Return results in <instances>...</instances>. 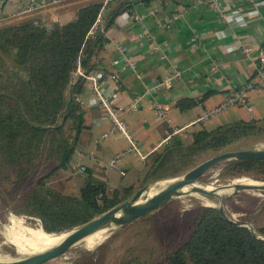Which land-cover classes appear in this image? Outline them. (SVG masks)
<instances>
[{"label":"trees","instance_id":"16d2710c","mask_svg":"<svg viewBox=\"0 0 264 264\" xmlns=\"http://www.w3.org/2000/svg\"><path fill=\"white\" fill-rule=\"evenodd\" d=\"M138 2L117 0L106 14L103 3L94 1L81 7L74 20L50 29L36 25L38 17L31 15L0 24V191L15 203L11 209L17 215L40 220L45 233L70 231L108 212L123 202L120 190L128 198L139 185L177 177L202 157L232 150L244 140L264 141V120L238 121L213 131L172 135L163 150L148 156L144 178L129 171L121 189L111 190L90 172L71 193L47 183L88 143L84 109L75 97L85 81L79 77L71 83L78 62L87 73L96 71L108 43L106 32ZM102 14L104 21L97 24ZM223 173L264 177V159L231 161ZM26 179L32 183L28 191L12 194ZM193 211L188 235L170 250L156 253L141 234L119 264H264V241L258 239L264 238V224L254 237L246 227L226 221L218 208L198 206ZM149 215L127 228L135 232Z\"/></svg>","mask_w":264,"mask_h":264},{"label":"crops","instance_id":"0c3cea01","mask_svg":"<svg viewBox=\"0 0 264 264\" xmlns=\"http://www.w3.org/2000/svg\"><path fill=\"white\" fill-rule=\"evenodd\" d=\"M94 1L102 2L103 13L107 14L117 0L107 4L106 0H66L31 16L38 17L40 25L64 24L74 20L81 7ZM140 1L132 12L118 16L106 32L108 43L99 55L96 70L118 76L119 80L109 83L106 91L122 110L140 149L156 147L177 129H182L176 134L180 135L213 131L238 121L264 120V89L248 92L243 105L229 104L246 84L261 81L258 56L264 50V0L221 1L220 11L215 0ZM24 5L23 0L0 5V24L16 19L11 14ZM52 9L50 19L48 13ZM175 14L181 15L169 27L158 24L159 20H172ZM135 15L143 17L142 23L136 21ZM103 17L105 14L99 18L100 24ZM244 47L253 48L249 57L242 53ZM122 48L127 56L120 53ZM126 58L136 63V69L127 65ZM177 73L180 76H175ZM167 79L171 80L169 87H156ZM141 95H145L141 106L130 110ZM75 97L84 109L88 143L85 151L74 155L70 165H85L94 179L111 189L121 187L125 174L132 170L143 179L150 158L143 160L130 150L126 137L112 133L111 121L98 107L88 82H83ZM154 104L165 108L166 119L158 116ZM215 109L217 112L208 120L196 122Z\"/></svg>","mask_w":264,"mask_h":264},{"label":"rangeland","instance_id":"374dc122","mask_svg":"<svg viewBox=\"0 0 264 264\" xmlns=\"http://www.w3.org/2000/svg\"><path fill=\"white\" fill-rule=\"evenodd\" d=\"M54 9L48 13V17L50 19L53 16L52 11ZM31 14L19 16L7 24L10 25L15 23L18 21V19L21 20V17L29 16ZM253 140H244L243 142L236 144L232 150H252L264 148V141H256L255 139ZM213 156L215 155L210 154L202 157L193 167ZM229 162L231 161H226L213 167L199 180V184L210 189H214L229 184L264 183V177L262 176H237L230 178L229 176L224 175V173L222 174V168H224ZM73 168L74 165H70L68 168L60 170L51 178H49L47 183L58 191L65 193L74 192L76 190L77 184L79 183V178L83 177L84 175H76ZM185 173L171 179L158 181L145 186L141 184L128 198L123 195L124 191L120 190L122 193L121 198L124 199V202L125 200L132 198L139 189L147 187V191L141 197V201H144L146 198H149L165 185L171 183L174 179L182 177ZM31 185L32 183L26 179L18 188L15 189L14 187V190H11V193L22 195L28 191ZM117 189L121 188L119 187ZM224 190L226 189H221L219 193H222ZM223 196L222 204L228 216L238 220L249 221L251 222L250 224L255 227V229H257L259 225L264 224V192L243 191L234 193L232 190H230ZM14 204V202H10L9 200L3 198V194L0 191V260H18L34 255L38 252L46 251L55 246L53 245L46 248L27 249L25 253H20L17 250L18 248L16 245L14 246L13 242V239L16 238V236L27 239L30 237V233H28L29 230H43V228L40 220L17 215L11 209ZM219 205L220 201L217 198L204 194L194 193L177 197L169 204L159 208V210H156L150 215L148 214L149 221L146 224L138 227L135 232H133L131 228H127L134 222L123 228L111 229V231L108 232L107 238L100 244L93 247H89V244L85 242V240L90 237L89 236L71 247L62 256L57 257L45 264H119L121 258H123L124 255L129 254V249L138 243H136V241H138L137 236L141 234L148 237L147 240L150 244V247L155 246L157 248L156 253L166 252L167 250H170L174 244L181 241L188 235L191 221L193 220V209L197 208L198 206L218 208ZM107 228L108 227L104 229ZM124 228L127 229L121 231ZM24 229L26 230L24 231ZM67 232L68 231L62 233Z\"/></svg>","mask_w":264,"mask_h":264},{"label":"water","instance_id":"95a60500","mask_svg":"<svg viewBox=\"0 0 264 264\" xmlns=\"http://www.w3.org/2000/svg\"><path fill=\"white\" fill-rule=\"evenodd\" d=\"M261 159H264V148L252 150H229L217 154L196 165L186 172L182 177L174 179L171 183L165 185L163 188L151 195L149 198H146L144 201H141V197L147 191V187L139 189L132 198L125 200L123 203L117 205L95 219L68 231L66 233L67 236L60 243L51 247L50 249L18 260H0V264H45L57 257L62 256L71 247L101 229L106 227L111 229L123 228L147 216L151 212L169 204L177 197L194 193L217 198L220 201L218 209L221 216L232 224L246 227L255 237V227L250 224L251 222L238 220L226 214L222 204V199L224 196L219 193V191L224 188L230 189L234 193L243 191L264 192V183L229 184L226 186H221L220 188L210 189L200 185L199 180L209 170L220 163L226 161L251 162ZM258 239L264 241V238Z\"/></svg>","mask_w":264,"mask_h":264},{"label":"built area","instance_id":"2783aa9c","mask_svg":"<svg viewBox=\"0 0 264 264\" xmlns=\"http://www.w3.org/2000/svg\"><path fill=\"white\" fill-rule=\"evenodd\" d=\"M7 1H9V0H0V5L7 3ZM23 1L25 2V5L21 9L12 13L11 16L19 17V16L31 14V13L32 14L37 13V12L43 11L45 9L60 5L61 3H63L66 0H23ZM110 1H112V0H106L105 4H107ZM221 1H227V0H215L214 4H215L217 11L221 10ZM248 1L252 2L253 0H248ZM128 14H129V12H128ZM180 15L181 14L173 15L172 20L167 21V22L166 21L164 22L161 20H159L157 22L160 26L166 25L167 27H169L175 20L179 19ZM135 19L137 22L142 23L143 17L140 15H135ZM98 23H99V20H98ZM35 24L38 25L37 22ZM44 26H46V25H44ZM47 28L50 29V28H52V26L47 25ZM91 33L93 34V32H91ZM147 33H148L147 30H145V34H147ZM120 53L122 54V56H124V55L127 56L125 48L120 49ZM242 53L246 57H249L253 53V48L252 47H244L242 49ZM258 59L260 61V65H259V69H258V76L261 79L260 83L250 82V83L246 84L239 92H237L233 97H231V99L229 100V102H230L229 104H233V105H236V104L241 105L242 104L243 105V104H245V96L248 94V92H250L252 90H256V89H264V50L260 52ZM126 62H127V65H129L132 69H136V63L129 61L128 58H126ZM116 63H118V61H116ZM175 76H180V74L177 73V74H175ZM79 77H82L85 82L89 83L90 88L92 90V93L96 98L98 107L105 114V116L111 121L112 133L117 134V135H123L124 137H126L131 143V148H130L131 151L136 152L143 160H146L149 154H153L154 152H157L159 150V148L166 145L167 141L171 138V136L168 139L163 140L156 147L151 148V149L148 148L147 151L140 149L138 143L134 140V138H133V136L129 130V127L123 118L122 110L115 106L113 100L109 97V94L106 91L109 83L117 82L119 80L118 76L116 74L106 75L102 71H94L91 73H87V71L81 67L80 62H78V67L72 75L71 83L74 84ZM170 79H167L164 83H162L156 87L157 88L162 87V86L169 87L170 81H171ZM150 91H151V89L148 90V92H150ZM144 96L145 95H141L140 97H137L135 99V101L130 105L129 109L130 110H137L141 106V102L145 98ZM153 107L156 110V112L160 118H164V119L167 118L166 110L162 105L154 104ZM216 112H217V110L215 109L214 111H212L208 115H203V116L199 117L196 120V122H199V123L204 122V121L209 119V116L214 115ZM181 131H182V129H180V130L177 129L175 131L174 135L180 133ZM73 170H74V173L76 175H85L87 172V167L85 165L78 164L77 166H75L73 168Z\"/></svg>","mask_w":264,"mask_h":264},{"label":"bare ground","instance_id":"6f19581e","mask_svg":"<svg viewBox=\"0 0 264 264\" xmlns=\"http://www.w3.org/2000/svg\"><path fill=\"white\" fill-rule=\"evenodd\" d=\"M251 184H253V183H251ZM229 191H230V189H226L221 194L222 195L227 194V192H229ZM25 230L26 229H24V231ZM101 230H99L100 232L97 231L96 232L97 234L94 233V234H92V236L90 235V237L85 240V242L89 244V247H93L95 245H98L103 240H105L107 238L108 232L111 231V228H107L104 230L101 229ZM27 231H28V229H27ZM29 231H28V233H30L29 238L26 239V238H21V237L16 236V238L13 239L14 246L15 245L17 246V248H18L17 250L20 253H25L27 251V249L46 248V247H50L53 245H57L67 236L66 233L48 234V233H45L42 229L29 230ZM28 233H27V235H28Z\"/></svg>","mask_w":264,"mask_h":264}]
</instances>
